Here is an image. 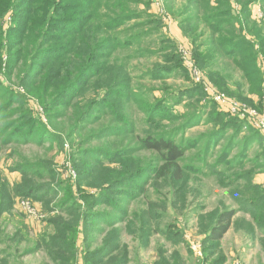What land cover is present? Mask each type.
<instances>
[{
	"label": "rangeland",
	"instance_id": "obj_1",
	"mask_svg": "<svg viewBox=\"0 0 264 264\" xmlns=\"http://www.w3.org/2000/svg\"><path fill=\"white\" fill-rule=\"evenodd\" d=\"M230 1L231 15L240 22H235L236 29L234 26L230 27L228 37L243 35L247 41L255 43V50L259 51L258 62L251 68L256 71L253 78L245 77L243 71L237 67V61L217 53L220 50L216 40L222 35L213 33L200 20L207 9L204 5L199 7L196 0L195 6L192 5L195 11L190 10L186 14H182V11L188 5V0H151V10L148 14L142 5L137 7L133 5V8L131 6L127 9V12H136L141 17L132 20L119 31H127L136 25L139 29H136L134 34L147 33L150 29L158 31H153V36H149L141 46L131 49L132 52L139 51L141 55L138 58L126 59L121 53L113 54L109 50L104 52L108 56L113 54L111 62L117 58L120 63L126 65L133 79L132 85L139 92L131 101L118 96L121 93L130 94V91L124 88H120L115 96L107 99L105 91L108 86L99 84V80L95 81L97 77L92 75L91 84L75 101L70 100L57 108L44 110L39 98L31 92L27 93L26 88L21 86L18 76L22 67L8 79L5 76L4 65V70L3 68L0 70V81L6 88L24 95L27 108L36 123L31 126V130H34L31 143L11 145L2 149L0 177L7 180L13 189L23 177L20 172H11L14 164L26 160L32 164L44 161L53 165L57 174L35 169L34 171L42 173L38 184L41 188H46L48 184L60 187L57 195L43 196V199L37 197L32 200L24 199L30 201L42 214L43 218L40 221L27 217L19 209L20 197L13 194L15 202L13 210L0 219V237L3 239L0 251L10 250V264H96L85 254L101 249L111 240L115 245H119V249L115 251L110 261L106 258L99 264H119L116 262L120 259L126 264H156L162 254L170 258L175 252L180 254L183 264H210L221 256L224 257L223 264H264V234L256 226L258 220L253 217L254 214L249 215L238 210L237 193H232L245 187L246 180L239 179L240 176L247 178L252 176L251 183L264 190V130L255 128L246 118L230 114L227 109L212 101L205 89L207 86L212 92L217 91L232 101L262 112L263 4L251 6L252 21L245 20L241 25L243 17L240 6L243 4L241 2L246 0ZM112 2L101 5L112 8ZM102 11L105 12L103 6ZM114 13L117 14L116 8ZM184 19L190 20L188 25L192 37L196 38L195 42L181 31L185 41L177 43L171 26L176 25L175 27L180 29V23ZM255 21L261 25L256 26ZM10 23L11 19L8 16L3 21L4 28ZM175 27L174 31L177 29ZM165 40L174 45L175 50L172 52L177 55V63L182 68H178L179 70L174 73L165 74L167 77L165 79L149 81L147 77L144 78V73L154 70L156 66L165 65V59L172 55L169 54L171 50L163 53L162 49L170 45L166 44ZM111 47L114 46L111 44ZM195 47H198L199 51H196ZM5 50L6 46L4 62L7 59ZM190 65L202 74L201 82L195 81ZM213 71H218L225 77L224 84L222 83L225 86L211 78ZM164 98L168 105L162 108L155 119L150 120V106ZM134 99L142 102L141 105L134 103ZM95 100L103 101L101 106L98 105L91 111L90 118H83L85 106ZM112 105L117 112L116 118L108 115ZM194 114L197 115L196 118L192 116ZM164 116L173 117L162 122L161 118ZM192 117L195 120H190ZM190 123H193V126L190 125L188 129L180 131ZM78 128L83 129L81 132H75ZM219 130L222 132L216 139L213 138L215 140L207 150L209 135ZM165 132H173L176 143L186 149L185 156L180 162L185 170L184 179L169 185L172 179L170 175L168 178H157L154 173H150L135 182L140 185L142 191L145 188V192L138 194L140 198L129 204V213L133 217L135 215L149 217L154 213L149 207L155 204L158 217L161 216L148 222L154 235L150 237L149 245L144 246L140 235H135L136 232L129 230L127 226L137 223L140 225L136 218L124 224L118 223L119 220L114 221L112 224L117 229L115 232L114 226L104 223L106 216L116 213L113 211L114 205L119 201L123 202L122 206L129 203L126 191L137 192V189L124 188L121 190L123 192H118V189L110 191L111 189L106 188L129 172L161 168L159 156L142 150L139 139L148 135L159 136ZM104 135L109 136L103 138ZM248 139L249 148L245 156H242ZM119 151L134 152L129 155H118ZM225 154H229L228 159L223 158L222 155ZM122 156H131L134 160L128 168L123 169ZM96 160H101L105 166L98 176L89 181ZM84 197L92 200H85ZM183 197L187 199L185 206L176 201ZM41 201H45L47 205ZM68 202L67 211L62 212L64 209L62 203ZM89 206L93 208V215L104 216L102 219L95 218L88 227L83 213L88 211ZM224 210L236 212L232 227L219 244L207 249L211 252L205 253L203 240L206 230L216 223V216ZM75 212L77 213L74 214ZM62 222L66 224L63 225L65 229L60 235L54 225ZM169 225L176 227L181 234V240L177 245L167 240L161 233L162 229ZM86 229L88 233L85 232ZM176 230L171 233H176ZM42 237H48L50 240L57 237L53 252L41 249L25 256L27 251L41 244ZM192 244L198 245L199 248L193 249ZM57 249L63 251L68 249L70 253ZM54 250L58 255L62 254L65 257L59 258Z\"/></svg>",
	"mask_w": 264,
	"mask_h": 264
},
{
	"label": "trees",
	"instance_id": "obj_2",
	"mask_svg": "<svg viewBox=\"0 0 264 264\" xmlns=\"http://www.w3.org/2000/svg\"><path fill=\"white\" fill-rule=\"evenodd\" d=\"M111 1H113L112 8L107 5H101ZM196 1L199 7L204 5L207 9L205 14L200 17V20L213 33L222 35V37L216 40L217 47L220 50L217 53L222 54L227 59L237 61V67L243 71L245 77L250 76L253 78L256 71L251 68L258 62L259 51L255 50V43L247 41L243 35L236 34L228 37L230 27L234 26L235 28V22H240V20L231 15V1ZM194 3L195 0H188V5L183 8L184 11H182V14H186L190 10L195 11V7H192V5L195 6ZM241 3H243L240 6L243 17L241 25L245 20L252 21L251 6L254 4H263L264 12V0H246V2ZM133 5L136 7L142 5L143 10L147 14L151 10V0H0V70L2 68L4 70L5 65V76L11 79L17 69L22 67L21 73L18 76L21 86L26 88L27 93L31 92L35 94L39 98V102L43 105L44 110L46 109L48 111L51 108L54 109L62 104L68 103L70 100L75 101L80 96L79 94H82L91 84L90 78L92 75H95V78L97 77L95 81L99 80V84L108 86L105 91L107 99L115 96L120 88H124L130 91V94L121 93L118 96L131 101L134 97L138 96L135 94L139 93L136 87L132 85V76L125 64L120 63L117 58H114L115 60L113 62L110 59L116 53L123 54L126 59L138 58L141 55L139 51L132 52L131 49L135 46H141L149 36H153V31L158 32L157 30L150 29L147 33L134 34V31L139 29L137 25L134 28L127 29V31H119L132 20L140 19L141 15L138 13L127 12L128 8L131 6L133 8ZM102 6L105 12H101ZM98 8L101 10H98ZM114 8H116L117 14L114 13ZM8 16L11 19V23L7 28H4L3 21ZM189 19L182 20L180 27L184 35L190 39L193 37L191 35L192 32H190L191 28L188 25ZM255 22L256 26L261 25L258 21ZM195 39L193 38L192 41L195 42ZM165 42L166 44H170V41L165 40ZM111 44L114 46L113 48ZM5 46L7 59L4 62L3 55ZM107 50L113 54L108 56L104 53ZM162 50L164 54L171 50L169 54L172 55L166 59L164 58L166 60L165 65L156 66L154 70L144 73V78L147 77L149 81H155L161 78L165 79L167 78L165 74L169 72L174 73L176 70L182 68L177 63V55L173 53L175 50L174 45L170 44L168 48L164 47ZM195 50L199 51V48L195 47ZM149 54L153 55L155 53ZM211 78L217 83L224 84L225 77L218 71H213ZM67 98L70 99L66 100ZM165 100L166 98L160 99L150 106V120L155 119L162 108L168 105ZM102 102H96L95 100L86 105L83 118H90L91 111ZM134 103H137L139 106L142 102L140 103L138 99H134ZM113 108L114 105H112L111 110ZM111 110H109L110 113L108 115H112L115 118L118 117L116 110ZM102 112L105 113V111ZM192 116L195 117L197 115L194 114ZM165 117L161 118L162 122L171 119L173 116ZM192 118L190 120H195L196 117ZM34 123L36 121L27 108L24 95L16 93L10 88H6L0 81V153L2 149L11 145L19 146L31 143V137L34 134L31 126ZM192 124L185 125L180 131L182 132L183 129H188ZM80 128L75 132L83 129ZM128 131L130 133L132 132L130 130ZM220 132L222 130L216 131L211 136L209 135L207 141L209 142V147L207 146V150L210 149L211 144ZM108 136L104 135L103 138H108ZM101 137L99 139H102ZM213 138L215 139L213 140ZM247 141L245 142L242 156H245L244 154H246L249 148V139ZM139 142L142 150L153 152L159 156L162 166L159 169L153 168V170L129 172L111 183L106 188L107 190L111 189L110 191H114L118 189V192H123L121 190L124 188H136L137 192L132 190L126 191L128 193L127 198L129 199V203L126 206H122L123 202L119 201L116 205H112L113 211L116 213L111 216H106L104 223L109 226H114L112 224L114 221L119 220L118 223L124 224L128 220L136 218L137 221H140V225L138 223L137 225L128 224V229L136 232L135 235H140L141 243L144 246H148L150 237L154 235L148 222L154 220L153 218H160L161 216L159 215L158 217L159 213L156 211L155 204H151L149 207L151 208L149 210L154 211L149 217L137 215L133 217L129 213V204L132 201L138 200L140 198L139 195L145 192V188L142 191L140 185L135 182L141 178H145L150 173H154L157 178H168L170 175L172 179L169 185H173L174 182L184 179L183 175L185 170L180 162L185 156L186 149L184 146L176 143L173 132H165L159 136L148 135L140 138ZM133 152L119 151L118 155H129ZM222 156L228 159L229 154ZM121 158L123 159V169L128 168L129 164L134 161L131 159V156H122ZM103 166L105 164L101 160H96L95 169L89 176V181L98 176ZM35 169L44 170L53 175L57 174L53 165L49 163L41 161V163L32 164L26 160L14 164L10 169L11 172H20L23 175L21 182L13 186V189H11L7 180L0 177V219L7 212L13 210L15 206L13 194L20 197V200H32L35 197L43 199V196L57 195L60 192L58 190L60 189L59 186L54 187L51 184H48L46 188H41L38 182L41 180L42 173L40 171H34ZM239 179H245L246 184L242 189H236L232 192L233 194L237 193L236 203L238 204V210L249 215L258 214L257 216L253 215V217L258 220V222L256 221V226L264 234V190L259 189V187L251 183L252 176L248 178L240 176ZM226 186L228 185L226 184ZM84 199L92 200L89 197H84ZM186 200V197H183L176 201L181 202L185 206ZM41 202L44 203L45 201ZM44 204L47 205L46 203ZM68 205L69 202L62 203L64 209L61 211H67L66 208ZM45 208L48 209V207ZM92 210L93 208L89 206L88 211L83 213V218L86 217L88 227L95 218L100 217L102 219L104 216V214L103 216L93 215ZM48 211L50 210L48 209ZM235 215L236 212L232 210H224L218 213L216 223L206 230L203 240L206 248L205 253L211 252L207 251V249L219 244L229 232ZM65 224V222L58 225L53 224L56 232L60 235L63 234L65 229L63 225ZM113 228L115 232L117 229L115 226ZM174 229L176 230V227L169 225L162 229L161 233L167 240H171L173 244L177 245L181 240V234L177 230L176 233H171ZM85 232L88 233V229ZM40 240L41 244L27 251L25 256L32 255L41 249L53 252L54 245L56 244L54 241L58 239L54 237L50 240L48 237H42ZM2 244L3 239L0 237V246ZM118 247L119 245H115L113 240L107 241L106 245L101 249L89 252L85 256L87 255V258L99 264V262H102L106 258L110 261L113 258L112 255L119 249ZM68 249L65 251H69L70 253ZM57 251L65 252L58 249ZM55 252L56 250H54ZM10 253V250L9 252L7 250L0 251V264H10ZM55 254L58 257H65L62 254ZM222 261H224L223 256L210 264H223ZM116 263L126 264L121 259ZM183 263L180 254L175 252L170 258L162 254L159 262L156 264Z\"/></svg>",
	"mask_w": 264,
	"mask_h": 264
},
{
	"label": "built area",
	"instance_id": "obj_3",
	"mask_svg": "<svg viewBox=\"0 0 264 264\" xmlns=\"http://www.w3.org/2000/svg\"><path fill=\"white\" fill-rule=\"evenodd\" d=\"M192 69V74L196 82H201L202 74L198 69H195L192 65L189 66ZM206 92L208 93L209 98L216 102L218 105L227 109V111L236 115L240 118H246L249 120L255 128L264 130V96H263V107L262 112L252 109L245 104H241L235 101L228 99L225 95L219 92H212L209 87L205 86ZM212 96V97H211ZM19 209L27 215V217L35 219L37 221L42 220V214L35 208V206L28 200L21 199L18 203ZM193 249L199 248L198 245L192 244Z\"/></svg>",
	"mask_w": 264,
	"mask_h": 264
},
{
	"label": "crops",
	"instance_id": "obj_4",
	"mask_svg": "<svg viewBox=\"0 0 264 264\" xmlns=\"http://www.w3.org/2000/svg\"><path fill=\"white\" fill-rule=\"evenodd\" d=\"M176 25H172L171 26V30L173 31V34L175 35V37H176V40H177V43H179V42H183V41H185V39H184V37H183V34H182V30H181V28L179 29V27H175ZM174 27H175V31H174Z\"/></svg>",
	"mask_w": 264,
	"mask_h": 264
}]
</instances>
